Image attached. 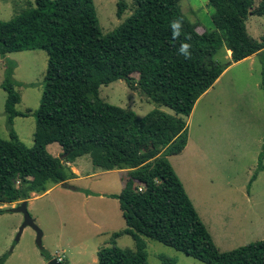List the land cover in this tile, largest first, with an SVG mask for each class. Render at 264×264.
<instances>
[{"label": "trees", "instance_id": "obj_1", "mask_svg": "<svg viewBox=\"0 0 264 264\" xmlns=\"http://www.w3.org/2000/svg\"><path fill=\"white\" fill-rule=\"evenodd\" d=\"M181 1L135 0L133 14L107 35L94 0H33L11 20H0L5 64L1 88L7 94L11 128L10 140L0 138V203L21 204L33 193L67 184L76 178L69 164L84 156L96 168L127 171L122 192L109 195L118 200L127 229L114 233L112 246L98 251L97 264H149L142 237L204 264H264V240L228 252L216 245L170 162L188 145L187 118L229 68L216 60L218 52L231 53L232 63L264 56V35L258 40L247 29L250 16H264V0H208L215 30L205 32L183 15ZM126 10L120 0L119 19ZM176 18L183 20V27L174 40L170 21ZM181 42L191 44V59L179 54ZM35 50L47 52L48 64L41 105L34 114V146L28 148L13 125L32 112L17 110L21 95L16 88L22 84L14 78L17 63L7 55ZM120 80L175 115L156 109L139 119L134 111L105 102L100 88ZM52 144L62 147L64 159L63 154L49 153ZM263 161L264 146L249 186L264 171ZM123 235L134 239L135 248L116 245ZM42 255L52 260L45 251ZM6 259L0 257V264ZM160 260L176 264L164 256Z\"/></svg>", "mask_w": 264, "mask_h": 264}, {"label": "rangeland", "instance_id": "obj_2", "mask_svg": "<svg viewBox=\"0 0 264 264\" xmlns=\"http://www.w3.org/2000/svg\"><path fill=\"white\" fill-rule=\"evenodd\" d=\"M119 1L94 0L104 35L115 31L136 8L135 0H124L127 10L119 19ZM29 2L33 0H0V20H11ZM179 7L190 22L200 24L198 31L215 30L214 9L208 0H182ZM247 29L260 40L264 35V16H250ZM230 56L226 50L218 52L216 60L229 68L187 118L189 142L185 151L170 158L202 221L224 252L264 240V171L249 186L264 146V56L255 55L238 63H232ZM7 57L17 63L14 78L22 84L16 88L21 95L17 110L32 112L27 118H16L13 129L32 148L34 114L40 108L45 89L48 54L35 50ZM4 72L0 56V138L10 140L11 128L5 113L7 94L1 88ZM100 96L111 105L134 111L139 119L156 109L175 115L170 108L156 104L139 88L132 90L122 80L102 86ZM144 149L149 151L151 146L146 144ZM48 151L56 157L64 156L59 144L50 145ZM77 162L84 175H91L89 178L55 186L28 204L43 233L42 249L37 244V232L31 227H26L16 241L24 215L14 213L13 209L20 204L0 203V257L7 256L5 264H48L43 251L52 259L61 257L63 264H97L94 259L98 260V250L111 247L112 235L127 229L118 200L109 197L122 192V174L94 167L90 156ZM85 189L96 194L87 197L82 192ZM142 239L147 243L149 264H163L161 256L176 264H204L159 242ZM116 245L133 249L135 241L123 235Z\"/></svg>", "mask_w": 264, "mask_h": 264}, {"label": "water", "instance_id": "obj_3", "mask_svg": "<svg viewBox=\"0 0 264 264\" xmlns=\"http://www.w3.org/2000/svg\"><path fill=\"white\" fill-rule=\"evenodd\" d=\"M64 157L65 155L62 157V159H64ZM62 185L65 186L66 184L64 183ZM13 212L21 213L24 215V223L22 227L20 228L16 241L19 242L21 235L23 233V230L26 227H31L37 232V244L42 249L43 248V244H42L43 233L41 229L38 227V225L36 224V221L32 218L28 210V202L27 201L22 202L18 208L13 209ZM48 264H63V263L59 261L57 258H53L52 260L49 261Z\"/></svg>", "mask_w": 264, "mask_h": 264}, {"label": "crops", "instance_id": "obj_4", "mask_svg": "<svg viewBox=\"0 0 264 264\" xmlns=\"http://www.w3.org/2000/svg\"><path fill=\"white\" fill-rule=\"evenodd\" d=\"M231 54V53H230ZM251 58V57H250ZM80 159V158H79ZM78 160V159H77ZM70 168L72 169V171L76 174V178L75 179H72V180H69L68 182L69 183H74V182H78L82 179H85V178H89L91 175L87 174V175H84L83 171H82V168L81 166H79V162H75L73 164H69ZM108 172H118L119 174H122V180L123 178L126 176L127 174V171L125 170H113V171H108ZM67 182V183H68ZM61 185V184H60ZM58 186V185H56ZM55 186L51 187L46 193L44 194H48ZM86 190V189H85ZM91 191V190H90ZM93 192V191H92ZM94 193V192H93ZM44 194H36V193H33L32 196H31V199L27 200L28 204L30 201H32L33 199H36L39 197V195H44ZM96 194V193H95ZM111 195V194H110ZM87 197H90V196H87ZM116 200V199H115ZM120 207V206H119ZM99 251V250H98ZM61 259V257H58V259ZM94 262L98 263V260L94 259ZM76 264V263H75Z\"/></svg>", "mask_w": 264, "mask_h": 264}, {"label": "clouds", "instance_id": "obj_5", "mask_svg": "<svg viewBox=\"0 0 264 264\" xmlns=\"http://www.w3.org/2000/svg\"><path fill=\"white\" fill-rule=\"evenodd\" d=\"M183 27V20L181 18H176L172 21H170V28L172 31V37L173 39H178L181 35V30ZM191 44L186 42H181V45L178 49L179 54L184 56L185 59H191L192 53H191Z\"/></svg>", "mask_w": 264, "mask_h": 264}, {"label": "built area", "instance_id": "obj_6", "mask_svg": "<svg viewBox=\"0 0 264 264\" xmlns=\"http://www.w3.org/2000/svg\"><path fill=\"white\" fill-rule=\"evenodd\" d=\"M140 191H142V188H140ZM58 260L62 262V260L60 258Z\"/></svg>", "mask_w": 264, "mask_h": 264}]
</instances>
